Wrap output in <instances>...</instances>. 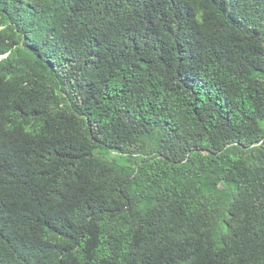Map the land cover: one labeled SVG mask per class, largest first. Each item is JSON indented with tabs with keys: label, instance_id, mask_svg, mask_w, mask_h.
<instances>
[{
	"label": "trees",
	"instance_id": "1",
	"mask_svg": "<svg viewBox=\"0 0 264 264\" xmlns=\"http://www.w3.org/2000/svg\"><path fill=\"white\" fill-rule=\"evenodd\" d=\"M0 264H264V0H0Z\"/></svg>",
	"mask_w": 264,
	"mask_h": 264
}]
</instances>
